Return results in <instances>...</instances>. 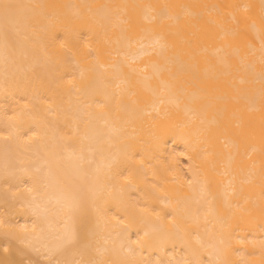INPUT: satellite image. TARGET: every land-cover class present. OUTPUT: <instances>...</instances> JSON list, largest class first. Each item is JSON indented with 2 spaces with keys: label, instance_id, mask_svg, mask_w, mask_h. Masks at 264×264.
<instances>
[{
  "label": "bare ground",
  "instance_id": "6f19581e",
  "mask_svg": "<svg viewBox=\"0 0 264 264\" xmlns=\"http://www.w3.org/2000/svg\"><path fill=\"white\" fill-rule=\"evenodd\" d=\"M0 264H264V0H0Z\"/></svg>",
  "mask_w": 264,
  "mask_h": 264
}]
</instances>
